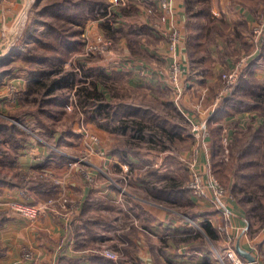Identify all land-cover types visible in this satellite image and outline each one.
Listing matches in <instances>:
<instances>
[{
    "label": "crops",
    "instance_id": "obj_1",
    "mask_svg": "<svg viewBox=\"0 0 264 264\" xmlns=\"http://www.w3.org/2000/svg\"><path fill=\"white\" fill-rule=\"evenodd\" d=\"M202 2L205 1L173 0L169 9H160V0H130L128 7L115 9L116 18L111 22L110 32L102 22L90 21L85 27L84 38L96 39L98 35L104 33L103 35L107 38L119 39L117 48L97 52L101 60L94 64V67L98 69V73L94 75L101 78L106 74L115 73L118 78L121 77L122 83L129 88V97L125 102L146 101L147 103L154 99L171 103L182 110L188 107L187 119L190 117L195 119V122H202L209 119V116H213L214 111H211L210 104L214 96L209 95L212 94V90L214 91L217 82L219 83L220 74H217V70L232 68L234 60L229 57L233 58L234 54L250 57L251 65L248 67L251 70L247 75L245 73L244 78L249 79V82L255 80L254 84L264 86V50L254 52L249 34L258 23L259 14L264 12V0H207L209 39L196 40L195 44L206 45L204 49L206 55L202 62L207 60L209 62V59H212V66L201 67V75L197 70L200 66L191 55L190 39L205 30L207 24V19L195 12L201 7L199 4L201 5ZM25 8L23 0H0V49L5 46L0 59L8 54L12 39L21 31ZM173 30H178L179 33L176 50H170L169 37ZM197 47L200 46L197 45ZM200 48L203 49V47ZM121 53L125 55L124 62L121 60ZM175 62L181 66L180 87L171 78V68ZM79 64L85 65L82 60H79ZM23 78L28 80L27 75L24 74L15 76V80L19 83L23 81ZM25 82L26 80L22 85H26ZM68 82L67 79L64 80L63 85H67ZM96 83L101 86L98 82ZM68 102L64 104V109ZM108 103L110 102H106L104 106L106 107ZM262 110L264 111V104ZM168 116L171 117V113H168ZM100 128L105 131V128L101 126ZM100 128L96 127V130L101 134ZM77 130L78 128L73 125V128L67 127L61 131L65 133L62 134L64 137H57L56 142L59 143V147L68 149L64 142L76 136ZM125 131L127 133L130 131L133 136L130 128ZM145 141L142 140V142ZM71 143L74 144L73 139ZM145 143L149 146L148 142ZM31 145L33 144L24 145L25 149L21 157L17 159L19 165L15 170L33 171V167L34 170L41 167L40 174L48 173V175L39 177L47 181L45 185L37 180L29 183L30 197L29 199L27 197L25 200L28 201L25 202H41L55 195V189L50 190V187L56 184L55 179L61 177L65 183L63 191L70 195L75 205L74 208L68 209L73 210L71 212L48 213L43 219L31 221L12 211L7 205L12 199L23 201L19 193L23 187L14 183L12 188L7 184H0V264H29L22 258L24 246L36 251V264H93L88 254L96 251L100 243L102 245V242H106V235L109 233L113 236L106 247L118 249L124 241L127 242L122 247L127 264H131L132 260L147 264L222 263L217 256L221 253L222 247L220 250L216 247L209 249L206 243L209 236L206 232H204L207 237L205 240L195 232L197 227L202 229L198 223L208 217L214 218L216 225L222 224V216L210 201L191 197V204L184 207L194 216L186 218L187 213L171 208L167 206L165 200L155 199L147 194L144 182L157 186L161 184L158 182L160 179L153 174H148L145 180L143 175H140L142 181L139 183L141 184L131 187L126 196L123 197L118 193L115 180L111 176L118 177V172L122 173L117 169L118 165L120 167L124 163L137 164L138 162L140 165H145L156 163L157 160H153L152 157L141 159L129 154L130 162H124L119 155L109 152V158L98 157L94 160L93 166L109 170L111 175L100 173L94 183L89 182L94 185H90L82 174L80 164L73 162L72 167L67 165L73 156L71 154L73 150L66 152L67 157H61L56 154L51 155L45 149L40 150L37 145ZM97 146L105 148L103 141ZM106 147L111 148L112 143ZM28 149L30 153L26 154ZM72 149L77 147L73 146ZM103 150L106 151V148ZM200 151L198 168L207 177L211 174V170L207 169V163L210 160L208 141L203 143ZM166 160L162 159L158 162L169 165L170 163ZM133 203L135 205L131 207L130 204ZM240 203L230 202L234 231L237 226L249 227L248 209ZM132 213L134 218L140 221L141 226L130 224ZM71 214L75 217L73 218ZM191 221L198 222L197 226ZM246 242L244 239L238 240L235 249L239 243L242 249L253 255L255 260L249 261L239 255L251 264H255L257 257L255 250L251 249ZM218 243L222 245V242ZM203 245L206 248H203Z\"/></svg>",
    "mask_w": 264,
    "mask_h": 264
},
{
    "label": "rangeland",
    "instance_id": "obj_2",
    "mask_svg": "<svg viewBox=\"0 0 264 264\" xmlns=\"http://www.w3.org/2000/svg\"><path fill=\"white\" fill-rule=\"evenodd\" d=\"M41 1H44V4L46 2L55 0ZM103 1L105 3V6L103 7L110 6V0ZM39 4L40 0H31V4L25 8L23 21L21 24V31L17 37H14L12 39L11 45H9L8 47L9 52L17 48L22 43V39L30 31L29 29H32V25L34 27V22L50 23L58 28H67V25H69L68 28L71 29L72 32L77 30V26L72 25L70 21H67L65 18H63L62 16H65L64 14H58V10L56 11V13H53L51 10L47 11V6L43 9L40 8L39 12L36 13V9L40 7ZM204 4L205 2H202L201 5L199 4V6L201 7L197 8V10L206 7ZM98 12L99 11L97 9L95 13L89 14V16L87 17L88 21L86 25L90 21H100L103 23L107 20V22H112L116 18L115 12H112L110 14H107L106 12ZM261 13L259 14V17H261ZM35 18L37 20H35ZM38 29H44L46 34L50 32V29L47 28L45 24L43 26L39 25ZM253 29L252 31H250L251 33L249 32L250 36H253L254 34ZM201 33L205 32L202 31ZM49 35L50 34L45 36L44 39H52V37H50ZM206 37L207 39H209V34L206 35ZM108 38L111 39L112 43L109 45V47L105 48L107 50L109 49V51L117 48L119 39L112 37ZM83 40L85 41V43L82 50L75 52V54H73V56H71V58L67 62L63 63L61 67L59 66L55 68L56 65L48 66L44 64L38 65L28 62L25 63L20 62V60L13 62L15 64L7 62L5 60V64L0 67V74L2 73V70H4L5 72L6 70L14 68L11 74L6 75V77L4 78L0 77V180L8 181L9 184L7 185H9L10 188L14 187V184H17L19 187H23L21 188L19 193L23 197V201H28L25 199H27V197L29 199L30 197L29 183L32 180L39 181V177H47L48 175V173L40 174L39 169L41 167L36 168V170H34L33 167L34 172L32 170H26L23 172H21L20 170H15L19 165V161L17 162V159L21 157V153L25 149L24 145L33 144L39 146L40 150L45 149V151L50 152L51 155L56 154L57 156L61 157H67L65 156L67 155L66 152H70V150H73V152H71L73 156H71V159L67 162V165L70 166L69 163L77 162V164H80L81 170H83L82 174L84 175L87 182L94 183V181L99 177L98 175L100 173L111 175L109 170L106 171L104 170V168H95L93 166L94 160L98 159V157L102 159L105 156L109 158L110 149H112L113 146L118 145L121 146V148H126L127 151L131 152L134 157H140L141 159L152 157L153 160H157L156 163H146L145 165H140V162H138L137 164L124 163L122 164L123 166L120 167L118 165L117 169L119 171H122V173L118 172V177L111 175L115 180V187L118 190V193H120L123 197L126 196L131 187L134 188L137 184H141L139 183V181H142V178L139 177L140 175H143V179L145 180L146 176L148 175L147 172L157 171L158 173L155 177L166 175V177H161L158 181L161 182L160 186H164L170 183L174 178L179 184L178 187H182L184 189L182 191V194L170 195V197L174 198L175 200H166L165 202L167 206L175 208L178 211H182L183 213H187L185 215L186 218H192L194 216L193 213L188 211V209H185L186 207L184 206H188L191 204L190 199L192 195L189 190L188 183L190 179V166L193 161L192 153L197 147V142L196 139H193V136L191 137V135L189 134L191 132V124L189 123L186 114V112H188V107H182L183 110L181 108H177L176 106H174L175 108H173L169 103H163L150 98L151 101L146 103L151 105L150 111L155 110L157 113L159 111L161 114H164L166 112L171 113V117L168 116V113L165 114L166 117H170L171 120L175 123H180V125L184 127V129L182 132H176L177 136L173 140H170L168 142L167 147L161 144L149 145L150 147L146 146V143L142 142L139 137L132 136L130 131L127 133L125 131L127 129L119 127L118 125L120 116H128V113H131V111H129L131 109H129L128 107L124 106L117 109L113 105L118 104L121 101H127L126 99L129 97V88L122 83V79H120L121 77L118 78V76H116L117 74L115 73L112 74L113 76L110 73L108 75H104L108 76V78H99L93 74L84 75L83 69L85 67H94V64L101 59L99 57L100 54L97 53L96 50H94V52L87 51L88 47L96 45V39H88L83 37ZM199 46L203 47V49L197 46H192L191 49L192 58L197 62V65L200 66L197 70L199 74H201V67L205 68V65L212 66V59H209V62H207L208 60L202 62L203 57H205L206 55L204 50L206 45L204 44L203 46ZM49 51L50 50L48 49L43 50L42 48H36L35 53H46V55H48ZM120 57L122 62H124L125 55L121 53ZM243 57L246 56L234 54L233 58L229 57L230 59L234 60L232 64L233 67H235ZM79 60H82L85 65H80ZM104 63L109 64V62ZM20 66L23 67V69L20 68ZM34 68L45 69L46 74H43L42 81L46 84L45 87L38 85L36 86V88H31V82L34 81V77H30L28 80L23 78V81L20 83L15 80V76L18 74L27 75V78L29 75L33 76L32 72ZM50 69H53L51 71V74L48 73ZM229 69L230 68L227 67L225 70H217V74H220L219 83L217 82V85L214 86V91L212 90V94H210L209 96H214V100L211 101L210 104L211 111H214V113L220 109L225 108L226 106L230 109L227 115L223 116V118L221 119H218L215 123L216 125H218L216 137H219L220 140L224 131L228 134L232 144L230 151L229 142L226 147V151L224 148L223 152H221L220 149L218 150V156L216 160L219 161L218 163L220 167H217L215 164L213 169L217 170L218 168L220 172L213 173L212 170L211 173L225 188V202H227L229 206L230 202H241L240 204L247 207L249 213V227L244 226L243 228H241L240 226H237L235 228L236 230L234 231V225L232 223V212L230 220L226 221L222 219V224L216 225V222L213 224L219 232L218 238L211 239L209 237L208 239L204 234L205 230L203 229V226H201L202 229L197 227L195 232L196 234L202 235V238L204 240L205 238H207L206 243H208L207 247L209 249L216 247L217 250H220V247H222V251L228 246L226 244L227 242H230V246H235L238 240L244 239L245 241H247L246 244L251 249L255 250L257 256L255 264H264V131L262 132L261 137L258 136L253 139V141H251L252 139L249 138L251 135L250 133H253L251 132V128H256L260 121L262 123L264 111L262 109L255 110L252 107V104L248 103L247 100H249L250 97L249 94L247 95L246 90L242 88V85H238V88L236 86L231 93L234 96L235 101L231 100L230 102L225 103L222 99L216 104L218 93L223 86L222 74L229 71ZM250 70V67L246 68V75ZM70 72L72 73L71 75H69ZM65 75L69 77L67 79L69 81L67 85L60 87L54 92L48 91L47 87L51 84L52 79H58L64 77ZM24 80H26V85H22V83H24ZM96 82H98L101 86H98ZM139 90H137V92H140ZM54 96L56 98L60 97V99L63 97V103L62 101L61 103H58V100L53 101L52 98ZM144 97L146 96L144 95ZM243 100L244 102L247 101L246 104L241 102ZM66 102H68V104L64 109V104ZM106 102L112 103L113 107H105L104 104ZM263 104L264 95L262 106ZM132 110H136V108H132ZM136 111H141L137 116H141L144 121L156 125V123H154L156 119L151 118L153 117L151 113L154 112L145 113L142 110ZM247 112L248 114H245ZM210 113L211 112H209V114ZM211 117L212 116H209L208 120H210ZM4 121L6 123H4ZM73 125L78 128V130L75 131L77 135L70 137L64 142L65 145H67V147L69 148L66 149L59 147V143L56 142L58 140L57 137H64V135L62 134L65 132L61 133V131H63L67 127H70L71 129L73 128ZM100 126L105 128V131H103ZM96 127L102 130L101 134L97 132ZM114 131L116 133H114ZM72 139L74 142L73 145L71 143ZM102 141L104 143L106 151L103 150L105 148H100L97 146V144H100V142ZM207 141H210V139L204 140L203 142ZM199 142H201L199 146L202 147V140ZM111 143L112 147L108 149L106 146L110 145ZM73 146L77 147V149H72ZM244 148H248L246 153L241 152ZM27 153H30L29 149L26 151V154ZM103 153L104 155L102 156ZM198 155L200 158V154ZM162 159H167L166 161H168V163L170 164L162 165L161 163H159ZM259 162H261V164H259ZM234 166L236 169V176H234L233 174L230 175L228 171L229 167L234 168ZM125 167H128V170H125ZM211 168L212 166L209 168V170ZM226 171L228 172V175L226 174ZM230 177L232 182H230ZM56 180H60L61 183H57ZM54 181L57 185L55 189L56 194L51 197H47L45 201L41 202H46L51 198H57L61 193H65V191H63V185L65 184L64 180L59 177ZM232 183H242V190L234 189V191H231L230 189ZM143 184L147 194L154 195V193H158V191H156L153 187L157 185H154L150 182H144ZM66 196L71 199L69 194H66ZM74 205L75 203H69V206L71 207H73ZM58 208L61 209L62 214L73 211H65L64 208H61L60 204L58 205ZM71 215L73 218L75 217V215ZM43 218L44 217H42L41 219ZM176 218H178V216H176ZM198 224H200V222ZM112 236L113 234L111 233L106 235V242H102V245L100 243L99 248L95 249L96 252L99 253L102 247L108 246L107 242ZM218 242H222V245ZM123 246L124 242L118 249L114 250H118L119 252H121ZM36 256L37 254L34 249L28 246L23 247L22 258L24 259V261L28 262L29 264H32V262L36 264ZM125 259L126 255L115 262L118 264L120 260ZM126 262L128 263V261Z\"/></svg>",
    "mask_w": 264,
    "mask_h": 264
},
{
    "label": "trees",
    "instance_id": "obj_3",
    "mask_svg": "<svg viewBox=\"0 0 264 264\" xmlns=\"http://www.w3.org/2000/svg\"><path fill=\"white\" fill-rule=\"evenodd\" d=\"M205 1V6L204 8H201L199 10H196V14L197 15H201L204 18L207 19V24L205 26V33H201V31L198 33V35L196 37L192 39H190L191 43V47L192 46H199V44H195L196 40H203V39H207L206 35L209 34V4L207 3V0ZM44 1L40 0V4L37 9H36V13L39 12L40 8L43 9L44 7H47L46 10L47 11H52L53 13H56V11L58 12V14H64L65 16H62L63 18H65L67 21H70L72 23V25L77 26V30L73 31L71 29H69V25H67V28L65 27H61L58 28L55 25H52L50 23H39V22H34V27L32 25V29H29L30 31L26 34V36H24V38L22 39V43L15 49L11 50L10 52H8L7 55H5L4 57L1 58L0 60V67L5 64V60L7 62H15V61H19L20 62H28L31 64H44V65H52L55 66V68L57 67H61L63 63L67 62L71 56H73V54H75V52H78L80 50H82L85 41L83 40V33L86 27V23L88 21V16L89 14H93L96 12L97 9L101 8L105 6V3L103 0H55V1H50V2H46L43 4ZM35 20H37L35 18ZM39 20V19H38ZM46 25L47 28L50 29V32H48V34H50L49 36L52 37V39H47L45 40V36H47L48 34L45 33L44 29H38L39 25L43 26ZM103 25L108 29V31H111V22L107 20L103 22ZM112 34V32H111ZM206 37V38H205ZM192 38V37H191ZM195 40V41H194ZM36 48H42L43 50H50L49 54L46 55V53H38L39 55H37L35 53ZM35 49V50H34ZM192 55V52H191ZM15 64V63H13ZM43 65V66H44ZM17 66V65H16ZM249 66V65H248ZM244 69V73L243 76L240 78L238 84L236 85L238 88V85H242V88L246 90L247 95L249 94L250 99L247 100L248 103L252 104V107L255 110L258 109H263L262 106V101H263V95H264V86L263 85H259V84H254V81H250L249 79H245L244 75L246 73V68ZM20 68L23 69V67L20 66ZM14 69V68H13ZM6 70L4 72V70H2V73L0 74V77L4 78L6 77V75L11 74L12 70ZM53 70V69H52ZM51 69L49 70V74H51L52 71ZM84 75H94L98 73V69H96L95 67H89V68H84ZM33 76L29 75L28 79L30 77H34V81H32V85L30 86L31 88L36 86H44L45 87V83L42 82L43 81V74H46L45 69H41V68H34L33 69ZM47 73V74H48ZM100 73V72H99ZM72 73L70 72L69 75H71ZM103 78H108V76H102ZM101 77V78H102ZM69 77H67V75H65L64 77L58 78V79H52L51 84L47 87L48 91H55L57 89H59L60 87L64 86L63 82L64 80L68 79ZM88 95V94H86ZM90 96V95H89ZM53 101L58 100V103H61V101L63 100V97L60 99L56 98L55 96L52 98ZM223 102H230L231 100L235 101L234 96L229 93L227 94L224 98H223ZM238 101V100H237ZM243 102L244 104H246V102ZM63 103V101H62ZM240 103V102H239ZM171 104V103H170ZM114 107H116L117 109L120 107H128L129 111L133 112L135 115H133L132 113H128L129 115L126 116L124 115L123 117L120 116L119 117V127H123L124 129H131L133 131V136L135 137H139L140 140H146L145 142H148L149 145H164L165 147L168 146V142L170 140H173L177 135L176 132L178 131H183L184 127H182L180 125V123H175L174 121L171 120L170 117H166L165 114H161L159 111L158 113L155 110H151V105L146 104L145 102H141V103H131V102H125V101H121L118 104H113ZM113 105H111L110 103H108L106 106L109 107H113ZM172 105V104H171ZM173 108H175L172 105ZM177 107V106H176ZM132 108H136V110H142L145 113H151L153 117L151 118H155L156 121H154V123H156V125H153L151 123H148L147 121H144V119L141 116H137L140 114L141 111H136V110H132ZM178 108V107H177ZM230 109L226 106L223 109H220L218 111H216L213 116L211 117L210 120L207 121V129H209V137L208 140L210 139V141H208L210 143L209 145V150H210V167L212 166V168L210 169L213 173L216 172H220V170L217 168V170H214L213 167L216 164V166H219V161L216 160L217 156H218V150L220 149L221 152H223V144L221 142V139L219 140V137L217 138V131H218V125H216V121L218 119L223 118V116L228 114V111ZM132 115L134 117H132ZM165 115V116H163ZM163 116V117H162ZM140 117V118H137ZM262 118V117H261ZM152 122V121H151ZM259 122V121H258ZM4 123H6L4 121ZM215 124V125H212ZM214 126V127H213ZM216 126V127H215ZM251 132L250 133V139H252L251 141H253V139H255L256 137L260 136L262 132L264 131V115L262 118V123L260 121V123L256 126V128H251ZM191 135V137L193 136V139L195 138L194 133L191 132L189 133ZM231 144L232 142L230 141L229 138V151L231 148ZM218 148V149H217ZM248 148H244L241 152L246 153ZM130 150H134V149H130ZM111 154H117L121 157V160L124 162H130L129 161V157L128 155L131 154V152H128L126 148H121V146H113L112 149H110L109 151ZM220 152V151H219ZM220 167V166H219ZM228 171L231 174H233L234 176H236V169L235 166L233 167H229ZM148 174H153L154 176H156L157 171H153L151 172H147ZM226 174L228 175V172L226 171ZM166 177V175H164ZM163 176V177H164ZM162 176L156 177V178H161ZM144 178V177H143ZM229 179V178H228ZM39 183H44V185L47 183V181H44L43 178H41L39 181ZM230 182H232L231 177H230ZM9 184L8 181L5 180H0V184ZM178 183L176 182V180L173 178L172 181L164 186H153L155 188L156 191H158V193H154V195H152L153 198L155 199H159V200H170V201H174V198H171L170 195L174 194V195H179L182 194V191L184 190L182 187H178ZM242 183H232L231 185V191H234V189H239L242 190L241 188ZM57 185L54 184L52 187H50V190H54L56 189ZM190 190V189H189ZM191 192V191H190ZM153 193V192H152ZM192 197L193 196L192 192H191ZM196 198V197H195ZM200 226H203V229L205 230L206 234L211 238V239H216L219 237V232L217 230V228L208 220L204 219L203 222L200 223ZM201 236L202 235H199ZM203 248H206L205 245L202 246ZM89 257L91 258V261L93 262V264H117L115 261L105 257L104 255H102L100 252H96V251H92V253L88 254ZM118 264H127V262L125 260H120ZM204 264H208V263H204ZM212 264V263H209Z\"/></svg>",
    "mask_w": 264,
    "mask_h": 264
},
{
    "label": "built area",
    "instance_id": "obj_4",
    "mask_svg": "<svg viewBox=\"0 0 264 264\" xmlns=\"http://www.w3.org/2000/svg\"><path fill=\"white\" fill-rule=\"evenodd\" d=\"M173 0H160V9H169ZM24 7H27L31 4V0H23ZM130 4V0H110V6L101 7L98 9V13H104L107 14L112 13L115 11L117 7H128ZM152 11V9H150ZM253 36H250V40L254 47V52H261L264 50V12L261 14V17L258 21V23L254 26L253 29ZM170 50H176L177 43L179 41V33L178 30H173L170 33ZM112 43L111 39L107 38L103 35H98L96 37V45L88 47L87 51L94 52L96 50L97 52L101 50H107L106 48L109 47V45ZM1 45V41H0ZM106 47V48H105ZM87 49V47H86ZM250 57H243L241 61L235 66L229 69V71L222 74V80H223V86L220 92L218 93V97L216 99V104L221 101L227 94L232 93L236 85L238 84L240 78L243 76L244 69L248 65H250ZM180 71L181 66L179 63L175 62L172 65L171 68V78L172 81L179 86V78H180ZM207 120L205 119L202 122H195L192 118H188L189 123L191 124L192 132L194 133L195 139H196V145L197 147L194 149V152L192 153V163L190 166V179L188 183V187L190 191L192 192L193 196L199 199H205L211 202L213 207L218 211L220 216L226 221L230 220L231 218V208L228 205L227 202H225L226 199V190L225 188L220 184L218 179L211 173L208 174L207 177H205V174L197 167L198 158L200 154V147L199 146L206 138L209 137V132L207 129ZM96 140V139H95ZM221 142L223 144V148L226 151V147L229 142V136L227 133L223 131L221 136ZM204 143V142H203ZM203 148V145H202ZM70 166H73V162L69 163ZM127 166V165H126ZM210 168V162L208 160L207 163V169L209 171ZM125 170H128V167H125ZM57 183H61L60 180H56ZM72 202V199H69L65 193H61L57 198H51L47 200L46 202H39V203H28L21 200H10L7 204L10 209L17 214H20L24 217H27L31 221H37L40 218L46 216L48 213H54V214H62L61 209L58 208V205L60 204L61 208H64L65 211H69L68 209L71 207L69 206V203ZM131 205H135L130 204ZM132 207V206H131ZM74 208V206H73ZM131 225H137L141 226L140 221L138 219L134 218V213L130 214ZM206 220L210 221L212 224L215 223V219L213 218H206ZM193 224L197 226V223L194 221H191ZM129 224V225H130ZM127 242L124 241V245H126ZM228 246L222 251V253H218V259L223 264H251L247 260H243V258L237 253L235 246H230V242L226 243ZM100 253L114 261H117L124 257V253L121 249V252L118 250L111 249L109 247H102L100 249ZM131 264H146L141 263L140 261L133 260Z\"/></svg>",
    "mask_w": 264,
    "mask_h": 264
},
{
    "label": "water",
    "instance_id": "obj_5",
    "mask_svg": "<svg viewBox=\"0 0 264 264\" xmlns=\"http://www.w3.org/2000/svg\"><path fill=\"white\" fill-rule=\"evenodd\" d=\"M4 49H5V46H2V48L0 49V57L4 53ZM236 250L241 256L245 257L249 261H254L255 260L253 255L249 251H246V250L242 249L239 243L236 246Z\"/></svg>",
    "mask_w": 264,
    "mask_h": 264
},
{
    "label": "bare ground",
    "instance_id": "obj_6",
    "mask_svg": "<svg viewBox=\"0 0 264 264\" xmlns=\"http://www.w3.org/2000/svg\"><path fill=\"white\" fill-rule=\"evenodd\" d=\"M243 258V257H242ZM243 260H246L245 258H243Z\"/></svg>",
    "mask_w": 264,
    "mask_h": 264
}]
</instances>
